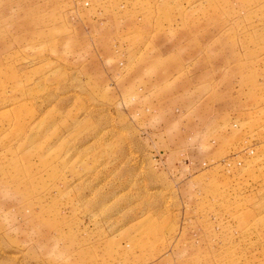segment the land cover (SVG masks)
Wrapping results in <instances>:
<instances>
[{"label": "rangeland", "instance_id": "374dc122", "mask_svg": "<svg viewBox=\"0 0 264 264\" xmlns=\"http://www.w3.org/2000/svg\"><path fill=\"white\" fill-rule=\"evenodd\" d=\"M0 264H264V0H0Z\"/></svg>", "mask_w": 264, "mask_h": 264}]
</instances>
